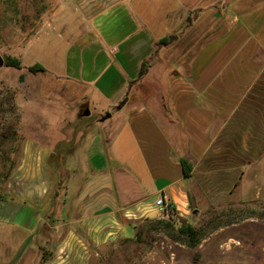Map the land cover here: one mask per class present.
<instances>
[{
    "label": "crops",
    "instance_id": "crops-1",
    "mask_svg": "<svg viewBox=\"0 0 264 264\" xmlns=\"http://www.w3.org/2000/svg\"><path fill=\"white\" fill-rule=\"evenodd\" d=\"M136 1L82 3V31L62 71L52 72L96 92L106 109L117 107L107 155L80 177L52 178L46 165L56 143L28 141L27 187L0 200L1 219L37 237L19 264H89L115 240H133L128 227L169 218L156 207L160 197L186 221L246 197L247 180L249 197L264 196V1L233 12L186 63L159 47L167 35L152 30Z\"/></svg>",
    "mask_w": 264,
    "mask_h": 264
},
{
    "label": "rangeland",
    "instance_id": "rangeland-1",
    "mask_svg": "<svg viewBox=\"0 0 264 264\" xmlns=\"http://www.w3.org/2000/svg\"><path fill=\"white\" fill-rule=\"evenodd\" d=\"M262 1L199 0L195 5L194 0H137L134 7L149 17L156 34L179 36L166 46L168 58L186 63L199 45L228 25L233 12ZM83 2L0 0V54L4 60L17 56L23 65H0V200L27 187L21 164L31 139L56 143L55 159L46 165L52 178L66 179L73 171L80 177L88 163L99 167L107 155L111 129L106 127L117 107L106 109L96 92L94 98L91 90L52 72L62 71L69 44L82 31ZM37 62L46 71L29 69ZM87 107L90 114L84 115ZM251 186L243 182L247 196L228 206L197 212L186 221L176 217L175 228L157 221L170 217L142 221L136 232L128 227L124 235L133 240H115L89 264H264V196L249 197ZM183 223L197 229V245H189V237L178 232ZM35 240L0 217V264H19Z\"/></svg>",
    "mask_w": 264,
    "mask_h": 264
},
{
    "label": "trees",
    "instance_id": "trees-1",
    "mask_svg": "<svg viewBox=\"0 0 264 264\" xmlns=\"http://www.w3.org/2000/svg\"><path fill=\"white\" fill-rule=\"evenodd\" d=\"M169 41V37L165 36L163 38L160 39V43H164L167 44ZM5 63L9 66H13V67H17V68H22V61L19 57L17 56H8L5 59ZM29 69L36 73L38 71H46V67L40 63L37 62L31 66H29ZM182 165H183V170H184V175L186 177H190L192 176V165L191 163L187 160V159H182L181 160ZM173 213L170 214V220H157L158 222H162V223H166L169 227H174V217H173ZM175 228V227H174ZM178 232L182 235L188 236L190 241H189V245L191 246H195L198 243V231L197 229L190 223H183L180 227L177 228ZM44 258L42 260H40V262L38 264H43L44 263Z\"/></svg>",
    "mask_w": 264,
    "mask_h": 264
},
{
    "label": "water",
    "instance_id": "water-1",
    "mask_svg": "<svg viewBox=\"0 0 264 264\" xmlns=\"http://www.w3.org/2000/svg\"><path fill=\"white\" fill-rule=\"evenodd\" d=\"M191 22H192V20H191V18H189V19H188V23L191 24ZM178 38H179V36H177V35H173V36H171V37L169 38V41H168V43H167L166 45H170V44H172V43H173L174 41H176ZM4 63H5V60H4V58H3V57L1 56V54H0V65L2 66ZM145 73H146V63H143L142 66H141V70H140V73H139L138 78H141L142 76H144ZM127 100H128V97H126V98L122 101V103H121L120 105H118V108H121V107L127 102ZM83 114H84V115H89V114H90V109L87 107V108L85 109V111L83 112ZM107 116L109 117V116H111V114H108Z\"/></svg>",
    "mask_w": 264,
    "mask_h": 264
},
{
    "label": "built area",
    "instance_id": "built-area-1",
    "mask_svg": "<svg viewBox=\"0 0 264 264\" xmlns=\"http://www.w3.org/2000/svg\"><path fill=\"white\" fill-rule=\"evenodd\" d=\"M156 207L162 216H167L174 211V206L172 203L166 201L165 197L158 198Z\"/></svg>",
    "mask_w": 264,
    "mask_h": 264
},
{
    "label": "flooded vegetation",
    "instance_id": "flooded-vegetation-1",
    "mask_svg": "<svg viewBox=\"0 0 264 264\" xmlns=\"http://www.w3.org/2000/svg\"><path fill=\"white\" fill-rule=\"evenodd\" d=\"M86 109V108H85Z\"/></svg>",
    "mask_w": 264,
    "mask_h": 264
}]
</instances>
